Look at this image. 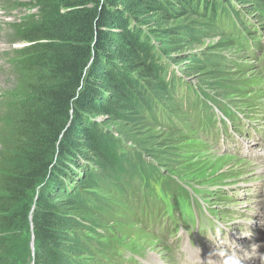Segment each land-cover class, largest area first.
I'll return each instance as SVG.
<instances>
[{"label": "trees", "instance_id": "1", "mask_svg": "<svg viewBox=\"0 0 264 264\" xmlns=\"http://www.w3.org/2000/svg\"><path fill=\"white\" fill-rule=\"evenodd\" d=\"M16 6L35 13L10 26L11 43L22 44L11 50V67L22 74L17 90L0 99V264H92L97 242L87 234L97 228L79 213L112 214L93 191L113 192L132 209L142 200L138 210L152 220L168 213L172 196H190L106 121L122 113L136 125L158 119L166 130L176 124L184 131L193 122L200 131L217 125L214 109L232 115L202 82L194 87L170 69L177 61L162 41L173 43L172 36H157V20L171 21L186 8L192 21L179 35L186 31L197 41L194 31L205 35V26L222 44L256 54V26L246 22L245 7L264 18V0H19ZM63 203L74 205L77 216H67ZM147 206L156 212L147 215ZM18 236L26 238L25 252L10 261Z\"/></svg>", "mask_w": 264, "mask_h": 264}, {"label": "rangeland", "instance_id": "2", "mask_svg": "<svg viewBox=\"0 0 264 264\" xmlns=\"http://www.w3.org/2000/svg\"><path fill=\"white\" fill-rule=\"evenodd\" d=\"M17 2L0 0V99L21 84L22 73L14 74L10 55L22 44L11 43L10 26L35 13L32 8H19ZM251 7H245L250 12L246 22L256 26L251 32L259 40L253 43L256 54L232 42L222 44V37L210 34L205 26L200 29L205 35L194 31L197 41L186 31L179 35L181 26L192 21L186 17L191 14L186 8H178V16L171 21L157 20V36H172L173 43L162 41L164 50L177 61L170 69L194 87L202 82L232 115L222 117L214 109L217 125L200 131L193 122L184 131L176 124L175 129L166 130L157 125L158 119L156 125L147 119L136 125L122 113L119 120L106 121L127 140L126 146L145 151L146 161L185 186L190 196H172L165 205L168 213L160 212L152 220L138 210L142 200L132 209L113 192L93 191L100 208L109 207L112 214L98 209L79 213L97 228L96 235L87 234L97 242L92 264H222L217 258L229 255L232 248L250 257L246 264H264V18ZM192 198L201 209L194 207L192 212ZM63 205L67 216H77L74 205ZM154 212L148 206L145 209L147 215ZM199 225L202 229L197 230ZM18 237L10 261L25 252L26 238Z\"/></svg>", "mask_w": 264, "mask_h": 264}, {"label": "clouds", "instance_id": "3", "mask_svg": "<svg viewBox=\"0 0 264 264\" xmlns=\"http://www.w3.org/2000/svg\"><path fill=\"white\" fill-rule=\"evenodd\" d=\"M233 264H240V261L239 260H234Z\"/></svg>", "mask_w": 264, "mask_h": 264}, {"label": "bare ground", "instance_id": "4", "mask_svg": "<svg viewBox=\"0 0 264 264\" xmlns=\"http://www.w3.org/2000/svg\"><path fill=\"white\" fill-rule=\"evenodd\" d=\"M235 49H236V47H235ZM176 246H174V248H175ZM255 249L257 250H259L260 249V247H258V246H255ZM255 256H256V254H255Z\"/></svg>", "mask_w": 264, "mask_h": 264}, {"label": "water", "instance_id": "5", "mask_svg": "<svg viewBox=\"0 0 264 264\" xmlns=\"http://www.w3.org/2000/svg\"><path fill=\"white\" fill-rule=\"evenodd\" d=\"M34 237H33V235H32V239H33ZM31 247L33 248V241H32V243H31Z\"/></svg>", "mask_w": 264, "mask_h": 264}]
</instances>
